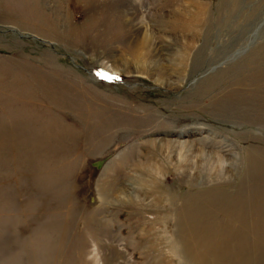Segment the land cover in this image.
<instances>
[{
	"label": "rangeland",
	"instance_id": "rangeland-1",
	"mask_svg": "<svg viewBox=\"0 0 264 264\" xmlns=\"http://www.w3.org/2000/svg\"><path fill=\"white\" fill-rule=\"evenodd\" d=\"M263 50L264 0H0V264H182L178 207L195 197L214 238L264 247ZM43 117L68 127L66 173L25 149Z\"/></svg>",
	"mask_w": 264,
	"mask_h": 264
},
{
	"label": "bare ground",
	"instance_id": "bare-ground-1",
	"mask_svg": "<svg viewBox=\"0 0 264 264\" xmlns=\"http://www.w3.org/2000/svg\"><path fill=\"white\" fill-rule=\"evenodd\" d=\"M148 38H149V35L146 33V35H143L142 38H140V41L143 44H146L148 42ZM238 51H240V50H238ZM253 53L255 54V52H253ZM135 54L139 59L141 56L144 55V53L142 51H139V50H136ZM262 75H264V68H261L257 74L254 73L252 75V77L260 78ZM156 79L159 80L158 77ZM261 80H264V78H262L260 80L257 79L256 82H259ZM15 83H13V81H12L7 86L8 87L14 86L12 88V89L15 88L14 92L19 94L21 97H25L26 93H24L22 91L21 87H19V86L17 87V85ZM17 98H19V96ZM215 102H216L215 104H217L218 106L221 105V103H222L221 100L215 101ZM235 105H237L236 102H235ZM245 109L249 110L252 108L246 107ZM88 111H90V110H88ZM51 118L50 117H47V118L43 117L42 120H40L41 124H40V122H38V123H35V125L31 126L32 129H30L29 127L26 128L25 130L28 132H26V135H24V138L21 137V139L24 142L23 144L25 146L26 151L32 152L30 154L35 155L38 153L41 156H43L44 153H46V152H47V155L50 154L46 157L47 158L46 160H43V157H41L39 166L41 167V165L43 163L44 164L47 163L46 166L49 168H53V170H54L55 166L57 168V163H58V162L55 163V161H56L55 156H58L57 155L58 153L55 152L56 151L55 145H57L58 143H60L62 141L61 138L64 137V135H66L65 132H66V130H68L67 129L68 127L66 125L60 123L58 120H53V119L51 120ZM12 119H14V118H12ZM43 120H45V121H43ZM42 121L44 123H42ZM39 124H40V126L38 127L37 125H39ZM11 125H13V124H11ZM43 125L49 128L48 131L51 132L50 134L46 133L47 132L46 130L43 131L40 129ZM55 127H56V130L53 129ZM50 128L52 130H54V132ZM53 135H56L57 138L54 142L50 143L48 141L49 140L48 138H51ZM25 137H27V138H25ZM173 139L174 138L167 140L168 145L170 144V142H172V144H178V146H179L178 153H182V155H185V156H190V154H188V153H190V152H188L189 149L188 150L184 149L185 148L184 145H188V144H186L187 142H184L185 140H187V138L184 140H179V141H177L175 139L173 140ZM9 141H13V140L10 139ZM161 141H163V140L159 139V142H160L159 145L160 146L163 143ZM39 142L42 145L41 151L36 147V144ZM189 143H190V141H189ZM27 144L28 145L30 144V147L27 146ZM39 152H41V154ZM51 153H52V155H51ZM53 153H54V155H53ZM125 154L126 153L121 155L119 163L126 161V157H123ZM198 154H200L202 159L207 161L206 163H208V168H212V152L205 151L203 154H201V153H198ZM196 156H197V153L194 155V157H196ZM66 158L67 157H65L63 155L61 157V159H59L60 160V162L58 163V165H59L58 170L59 171H57V169L55 168L56 169V175H60L63 172L64 173L67 172V169H68L67 164L69 161H67ZM119 163H116V165L120 167ZM36 167H38V166H36ZM117 171H118V169H117ZM40 172H41V170H40ZM40 172L39 171L33 172L31 174V176L33 178H36L39 176ZM106 174H108L107 177L103 178V180H101L98 183V186L100 189L99 192L104 198L113 194L112 189H114V186L116 185V179L114 178L115 174H111L108 172ZM50 176L51 175L47 173L45 175V178H50ZM133 181L135 184L136 183H142L145 181V178L143 177V175L137 174L133 177ZM195 198L190 200L188 203H183V205L178 207V210L180 213V216L177 218L179 220V222L177 224L178 228H177L176 233H175V241H174V243H172L173 247L172 246L171 247L173 249L172 251H174L178 255V257L180 258L182 264H264V247L261 246V244L254 242L252 244L251 248H249V249L246 248L244 245L246 243V240L244 238H240L238 236L237 230L233 231V229H231L230 232H226V236H229L228 238H226V237H224V239L223 238H219V239L214 238L213 233L215 231V227L212 224V212H211L212 203L208 204L209 206L206 208L205 207H196L197 205H195L196 204ZM206 199H207V201H212V194H210L208 196V198H206ZM193 202L195 203L194 205H193ZM238 202H239V198L233 199L234 204H238ZM239 204H241V203H239ZM89 213L91 215L89 214V217L87 219L92 220L91 222L94 221L93 227L97 228L96 224L101 222L100 219L98 218V214H97L98 212L94 211V208H93L92 211L91 210L89 211ZM201 220H203V224L200 226L198 221H201ZM161 221H162V218H161ZM164 222H167L166 218H164Z\"/></svg>",
	"mask_w": 264,
	"mask_h": 264
}]
</instances>
